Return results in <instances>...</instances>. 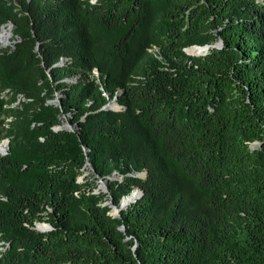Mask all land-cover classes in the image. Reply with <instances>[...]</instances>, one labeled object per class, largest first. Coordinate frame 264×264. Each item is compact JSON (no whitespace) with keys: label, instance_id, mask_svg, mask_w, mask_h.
I'll return each instance as SVG.
<instances>
[{"label":"trees","instance_id":"obj_1","mask_svg":"<svg viewBox=\"0 0 264 264\" xmlns=\"http://www.w3.org/2000/svg\"><path fill=\"white\" fill-rule=\"evenodd\" d=\"M7 24L0 264H264V0H0Z\"/></svg>","mask_w":264,"mask_h":264},{"label":"water","instance_id":"obj_2","mask_svg":"<svg viewBox=\"0 0 264 264\" xmlns=\"http://www.w3.org/2000/svg\"><path fill=\"white\" fill-rule=\"evenodd\" d=\"M3 27H4V25L0 26V32L3 30ZM10 27H11V25H10V24H7V29H10ZM9 35H10V32H9V34L6 36L7 38H6V43H5V44L8 43V37H9ZM220 46H221V41H220V40H217L216 42H214V43H212V44H203V45H195V44H193V45H189V46L184 47V48H183V51H184V53L187 54V55H202V54H204V53L207 51V49H208L209 47H220ZM189 49H194V50H196L197 52H196V53H189V52H188ZM94 74L97 76V74H98L97 71H94ZM49 102H52V103H58L56 98L53 99V100H51V101H49ZM104 107H106V108H107V107H116V108H117V107H119V105H118L116 102H109V103L105 104ZM61 128H65V129H68V130H74V129H75V127H70V126L68 125V123L65 122V123H63V124H61V125L54 126L53 130H58V129H61ZM0 145H2V149L0 150V154L3 155L4 152H5V150L7 149V146H8V141H7V139H3V141L0 142ZM83 150L86 151L87 149H86V148H83ZM85 164H86V163H85ZM129 175L138 177V176H139V173H136L135 171H132V172L129 173ZM144 175H145V172H142L141 176L143 177ZM106 178L111 179L112 176H111V177H106ZM98 183H99V186H100L101 188H104V187H105V180H99ZM134 191L136 192V194H135V196L131 199V202H130V203L134 202V201H135V200H136V199L142 194L141 189H139L138 187H137ZM94 192H96V191H94ZM130 203H129V204H130ZM103 204L108 205V206L110 207V209H111L112 207L115 206V205L112 204L110 201H108V202H104ZM125 208H126V206H119V207L117 208V211H116L117 213H116V214H113V213H112V210H111V212L108 213V214L111 215V216H113V217H114V216H119V211H120V210H124ZM40 225H41V228L38 227V226H40ZM31 228H33V229H35V230H37V231L43 232V231H48V230H50L52 227H51L50 224L47 223V222H34L33 225L31 226ZM118 229H119V230H123V226L120 225V226L118 227ZM135 247H136V243H134V244L131 246V250L133 251V250L135 249Z\"/></svg>","mask_w":264,"mask_h":264},{"label":"rangeland","instance_id":"obj_3","mask_svg":"<svg viewBox=\"0 0 264 264\" xmlns=\"http://www.w3.org/2000/svg\"><path fill=\"white\" fill-rule=\"evenodd\" d=\"M3 29L4 30H7L8 32H10V35H9V39H8V43L7 44H5V45H2V43L0 42V47H7L8 45H10L11 44V42H12V39H13V37H12V34H11V27H10V29H7V25H4V27H3ZM1 33V32H0ZM152 51H155V48H154V50H152ZM159 58V57H158ZM58 92H55L54 93V98L53 99H57V105H59V98H58ZM52 99V100H53ZM68 123V121L66 120V117L64 116L63 117V120H62V122H61V124H63V123ZM68 125L70 126V127H73L72 125H70L69 123H68ZM3 141V139L2 140H0V142H2ZM6 153V150H5V152H4V154ZM85 163L86 164H84V168H83V170H82V173L80 174V176L77 178V181L81 184V185H84V184H86L87 183V181H88V183H89V181L92 179V180H94V182H95V187H94V191H99V192H101V193H103L105 196H107V195H109L110 194V191H109V188H108V181H120L122 178H121V176L115 171V170H112L111 172H109L110 174L109 175H107V177H111L112 176V178L111 179H109V178H101V177H92L93 175H95L94 174V170H93V168H92V166L90 165V163H89V161H88V159H86L85 160ZM136 173H139V176L138 177H142L141 176V174H142V172L143 171H141V170H136L135 171ZM91 178V179H90ZM99 180H105V187L104 188H101L100 186H99V183H98V181ZM137 187H132L129 191H131V190H135ZM132 192V191H131ZM105 202H108V200H104ZM110 202H111V200H110ZM127 207V206H126ZM107 212L108 213H110L111 212V209H110V207L107 205ZM4 246H5V241L3 240V239H0V251H2L3 249H4Z\"/></svg>","mask_w":264,"mask_h":264},{"label":"bare ground","instance_id":"obj_4","mask_svg":"<svg viewBox=\"0 0 264 264\" xmlns=\"http://www.w3.org/2000/svg\"><path fill=\"white\" fill-rule=\"evenodd\" d=\"M9 34V32L7 30H2L1 33H0V42L2 43V45H5L6 43V36ZM9 39V38H8ZM2 149V145H0V150ZM136 192L133 190L129 195L127 196H123L122 199L120 200L119 202V206H127L130 202H131V199L135 196ZM125 199V200H124ZM118 206V207H119ZM117 206H114L111 208L112 210V213L113 214H116L117 212ZM115 209V211H113ZM39 228H41V225L38 226Z\"/></svg>","mask_w":264,"mask_h":264}]
</instances>
